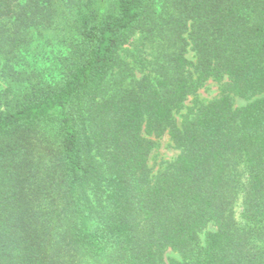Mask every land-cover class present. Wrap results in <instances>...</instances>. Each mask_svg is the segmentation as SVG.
I'll return each instance as SVG.
<instances>
[{
    "label": "trees",
    "instance_id": "trees-1",
    "mask_svg": "<svg viewBox=\"0 0 264 264\" xmlns=\"http://www.w3.org/2000/svg\"><path fill=\"white\" fill-rule=\"evenodd\" d=\"M61 16L62 78L0 91V264H264V0H0L4 78ZM209 80L222 96L179 124ZM166 135L181 154L152 176Z\"/></svg>",
    "mask_w": 264,
    "mask_h": 264
},
{
    "label": "rangeland",
    "instance_id": "rangeland-1",
    "mask_svg": "<svg viewBox=\"0 0 264 264\" xmlns=\"http://www.w3.org/2000/svg\"><path fill=\"white\" fill-rule=\"evenodd\" d=\"M74 33L72 32L68 17H60L56 24L47 31L35 33L34 36H29V42L17 55L15 61L14 75L9 78H4L2 75V64L0 61V91L18 94L26 90L33 83H55L62 78V61L69 53V43L72 41ZM149 52H145L141 42V34H136L130 43L124 48L121 53L123 64L128 69L127 74L116 76L127 77L126 86L131 85L134 81H139L143 78L144 73L139 62V58L146 56ZM187 57L196 62L195 55L189 51ZM129 68L131 71L129 72ZM146 73V71H145ZM114 77V79H116ZM225 84L217 83L213 80L206 82L196 94L191 95L186 102L185 109L177 115L179 124L182 123L183 117L190 114L191 110L195 109L196 101L203 104H209L222 96V90ZM249 101L233 98L235 108L245 107ZM155 148L151 154L149 167L152 176L164 169L169 163L174 162L181 154V151L174 147L169 135L161 139H155ZM242 170V167H241ZM243 184L248 183L247 176L243 175ZM243 192L240 193L237 206L235 209L236 219L241 221V213L243 211ZM214 225H210L208 231H215ZM205 233L201 236V245H204ZM165 258L176 259L180 262H185V256L181 253H176L168 250ZM104 264V263H91Z\"/></svg>",
    "mask_w": 264,
    "mask_h": 264
}]
</instances>
